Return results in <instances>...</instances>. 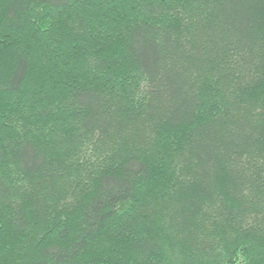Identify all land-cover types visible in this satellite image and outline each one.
<instances>
[{
  "label": "trees",
  "instance_id": "1",
  "mask_svg": "<svg viewBox=\"0 0 264 264\" xmlns=\"http://www.w3.org/2000/svg\"><path fill=\"white\" fill-rule=\"evenodd\" d=\"M0 264H264V0H0Z\"/></svg>",
  "mask_w": 264,
  "mask_h": 264
},
{
  "label": "rangeland",
  "instance_id": "2",
  "mask_svg": "<svg viewBox=\"0 0 264 264\" xmlns=\"http://www.w3.org/2000/svg\"><path fill=\"white\" fill-rule=\"evenodd\" d=\"M121 1V0H120ZM156 142L157 143H161V144H163L164 146L163 147H166L165 145H167V139H162L159 135H157L156 136ZM155 139L154 140H152V144H151V149L148 151V153L146 154V155H148V158L151 160V163L153 164V163H155V165L157 164V166L158 165H161V164H163V162H161L160 160H156V157H155V159H153V156L150 154V153H152V152H156L157 151V145H156V147H154L153 148V143H155ZM80 145H85V143L84 144H80ZM83 147V146H82ZM74 161H75V159H74ZM159 162H161V163H159ZM166 163H168L169 164V162L167 161ZM167 166V165H166ZM157 169H158V167H157ZM169 169V168H168ZM170 169H171V167H170ZM58 183H59V186L61 185V184H63V180H62V178H60V179H58ZM38 229V228H37ZM35 227L34 228H32V229H30L29 231H28V234H27V238H29V239H33L34 238V235H35V233H36V230H37ZM26 238V239H27ZM28 239V240H29ZM27 240V241H28ZM34 240V239H33ZM3 253H6V252H1V254H3Z\"/></svg>",
  "mask_w": 264,
  "mask_h": 264
}]
</instances>
